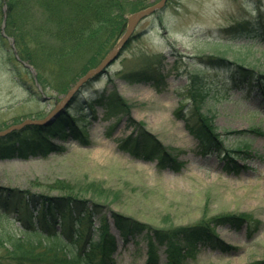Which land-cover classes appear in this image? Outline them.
Segmentation results:
<instances>
[{
    "label": "rangeland",
    "instance_id": "rangeland-1",
    "mask_svg": "<svg viewBox=\"0 0 264 264\" xmlns=\"http://www.w3.org/2000/svg\"><path fill=\"white\" fill-rule=\"evenodd\" d=\"M157 1L147 0L145 7ZM261 15L264 0H169L162 11L140 21L135 37L114 63L85 84V105L75 112V127L58 133L45 130L41 139L21 150L0 152V183L24 191L77 196L104 204L107 217L117 211L164 229L222 214L246 216L248 220L240 228L227 221L213 227L217 239L233 246V251L212 247L209 240H181V248L192 251L183 264H253L264 260V111L255 113L262 109L257 105L259 95L232 90L226 100L220 97V86H214L217 88L204 108L212 109L214 126L229 138L224 142L226 148L237 142L250 145L247 168L241 167L237 173L223 170L221 154H199L197 139L174 115L181 105L180 89L190 81L188 72L202 69L199 75H207V83L223 78L205 63L190 64V58L197 54L242 60L264 73V39L254 41L251 48L240 46V41L231 46L216 43L222 40L219 29ZM7 47L8 39L0 49L1 129L27 121L53 125L70 97L56 115H49L70 89L43 87L24 65L17 77ZM91 53L75 58L64 75L70 76ZM153 67L161 68L164 78L157 83L138 80L135 72ZM89 98L93 101L87 102ZM75 128L84 138L74 135ZM141 128L156 135L181 162L179 170L162 168L157 159L146 161L122 148L124 138ZM237 130L245 132L233 133ZM42 147L45 152L39 150ZM236 162L244 160L238 156ZM8 215L15 225H21L13 218L16 212ZM87 225L90 222L83 219L82 226ZM92 225L99 227V222ZM108 231L119 239V247L112 253L114 264H145L148 255L143 235L138 238L140 244L133 240L124 243L113 224ZM166 263L164 250L160 264Z\"/></svg>",
    "mask_w": 264,
    "mask_h": 264
},
{
    "label": "trees",
    "instance_id": "trees-1",
    "mask_svg": "<svg viewBox=\"0 0 264 264\" xmlns=\"http://www.w3.org/2000/svg\"><path fill=\"white\" fill-rule=\"evenodd\" d=\"M146 1L0 0V49L7 40L1 32L6 4L5 32L15 38L18 55L22 61L32 65L36 73L29 68L24 69L43 87L49 86L67 92L73 82L98 65L123 33L127 16L145 7ZM219 33L222 40L216 43L223 46H231L236 41L242 42L240 46H245L247 39H264V15L257 19L240 20L219 29ZM248 45L251 47L253 44ZM9 50L16 67L14 72L18 77L23 65L14 56L11 47H7L6 51ZM90 52L92 53L83 59L79 70H74L68 77L64 75L67 66L75 58ZM189 63L213 66L218 76L222 74L223 78L207 83V75H199L203 72L202 69L196 68L193 74L188 72L190 81L180 89L181 105L175 115L184 120L187 130L197 138L201 152L205 153L214 147L220 149L227 135L224 136L214 126L212 109H204L211 91L217 88L214 86H220V97L226 100L234 88L250 93L254 90V85L264 78V73H256L247 68L242 60L213 53L197 54L190 58ZM147 68L135 72L138 80H155L157 83L164 78L161 68ZM52 71L53 74L50 73ZM86 83L73 93L66 110L56 117L53 125L29 122L0 135V152L13 153L21 150V147L41 139L45 130L58 133L64 128L75 127V112L85 105L83 95ZM27 88H30L29 85ZM262 90L264 92V88ZM92 101L89 98L87 102ZM243 132L245 131L237 130L233 133ZM73 133L75 135L79 130L75 128ZM79 136L84 138L82 133ZM236 144L223 158V169L227 172H239L245 165H239L236 158L240 156L245 159L250 156V145L245 143L241 146L239 142ZM121 146L137 157L157 159L162 168L177 171L181 166V162L160 139L148 130L141 128L140 131L131 133L124 138ZM43 148L39 150H45ZM0 210V264H114L112 253L118 249L119 241L108 231L112 224L124 243L133 240L140 244L138 238L143 235L148 255L145 264H160L161 251L164 250L167 252L166 264H183V259L186 255H191L192 251L181 248V240L188 241L193 237L204 242L209 240L212 247L230 252L235 248L217 239L214 225L227 221L240 228L248 220V217L242 215L222 214L164 229L117 211H112L111 218L107 217L104 204L89 202L77 196L24 191L2 183ZM14 212L16 216L13 218L21 225H15V221L8 215ZM83 219H87L90 225L82 226ZM93 222H99V227L93 226ZM99 228L104 231L100 232ZM253 264H264V260Z\"/></svg>",
    "mask_w": 264,
    "mask_h": 264
},
{
    "label": "water",
    "instance_id": "water-1",
    "mask_svg": "<svg viewBox=\"0 0 264 264\" xmlns=\"http://www.w3.org/2000/svg\"><path fill=\"white\" fill-rule=\"evenodd\" d=\"M167 0H159L158 2L154 3L151 6H148L144 9H141L135 13H133L129 19H128V24H127V28L123 34V36L120 38V40L118 41V43L116 44V46L106 55V57L100 62V64L95 67L90 69L82 78L79 79V81L76 83V85L72 88V90L68 93V95L66 96V98L57 105L56 109L54 111H52V113L49 116L54 115L59 108L64 105L67 101V99L71 96V94L78 89V87L84 82L86 81L89 77H91L94 74L100 73L104 70H106V68L108 66H110L116 59H118V57L120 56L122 50L124 49V47L126 46V44L128 43V41L131 39V37L134 35V31L138 25V23L140 22V20L145 17L146 15L162 8L165 4H166ZM3 33H4V29H3ZM12 46L14 48L15 53L16 52V48H15V43H14V39L12 42ZM25 66L29 67L32 69V67L29 64L25 63ZM30 121H27L26 123H28ZM21 125H17V126H11L7 129L1 130L0 131V135L6 134L7 132H9L12 128L15 127H19Z\"/></svg>",
    "mask_w": 264,
    "mask_h": 264
}]
</instances>
